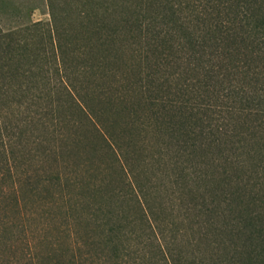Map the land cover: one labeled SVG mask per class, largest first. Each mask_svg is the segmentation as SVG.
<instances>
[{
  "label": "trees",
  "instance_id": "trees-1",
  "mask_svg": "<svg viewBox=\"0 0 264 264\" xmlns=\"http://www.w3.org/2000/svg\"><path fill=\"white\" fill-rule=\"evenodd\" d=\"M48 1L0 27V264H264V0Z\"/></svg>",
  "mask_w": 264,
  "mask_h": 264
},
{
  "label": "rangeland",
  "instance_id": "rangeland-1",
  "mask_svg": "<svg viewBox=\"0 0 264 264\" xmlns=\"http://www.w3.org/2000/svg\"><path fill=\"white\" fill-rule=\"evenodd\" d=\"M48 2V0H0V27L8 30L29 22L49 21ZM0 218L3 219V229L8 230L0 240V263H6L16 257L22 227L26 222L18 215L5 211L0 213Z\"/></svg>",
  "mask_w": 264,
  "mask_h": 264
}]
</instances>
